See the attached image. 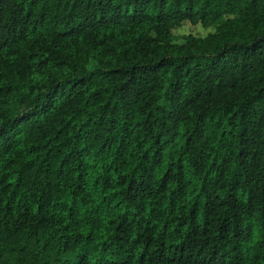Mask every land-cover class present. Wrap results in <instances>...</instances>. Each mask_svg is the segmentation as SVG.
I'll return each instance as SVG.
<instances>
[{"label": "trees", "instance_id": "16d2710c", "mask_svg": "<svg viewBox=\"0 0 264 264\" xmlns=\"http://www.w3.org/2000/svg\"><path fill=\"white\" fill-rule=\"evenodd\" d=\"M0 264H264V0H0Z\"/></svg>", "mask_w": 264, "mask_h": 264}, {"label": "rangeland", "instance_id": "374dc122", "mask_svg": "<svg viewBox=\"0 0 264 264\" xmlns=\"http://www.w3.org/2000/svg\"><path fill=\"white\" fill-rule=\"evenodd\" d=\"M215 31L214 28H205L201 24L193 25L189 22L184 23L181 27L175 30L176 36L179 38V41H184L182 37L193 34L196 36H206L208 33Z\"/></svg>", "mask_w": 264, "mask_h": 264}]
</instances>
